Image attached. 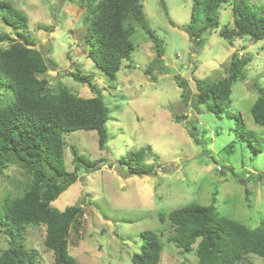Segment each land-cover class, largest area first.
Masks as SVG:
<instances>
[{
    "label": "rangeland",
    "instance_id": "374dc122",
    "mask_svg": "<svg viewBox=\"0 0 264 264\" xmlns=\"http://www.w3.org/2000/svg\"><path fill=\"white\" fill-rule=\"evenodd\" d=\"M4 1L25 14L28 24L19 36L0 18V32L43 53L50 67L45 74L48 85L60 81L74 94L92 97L89 85L71 76L89 74L108 107L106 150L98 149L94 130L63 132L66 170L74 169L69 145L91 159L105 158L100 169L79 168L78 179L51 203L59 210L72 204L82 206L81 226L70 232L68 246L78 264H132L131 255L141 245L140 232L146 229L157 233L162 243L159 264H197L195 246L185 252L169 242L173 228L158 217L189 203L207 205L214 198L221 215L250 228L260 225L264 217V125L253 121L250 107L260 88L264 90V38L254 41L245 36L229 43L220 35L219 28H233L230 3L219 7L220 27L203 33L205 43L200 48L184 29L190 23L192 0H141L162 51L158 54L141 26H134L133 50L111 80L88 54L85 37L91 14L87 7L93 10L88 0ZM250 2L257 5L263 0ZM7 45L0 43V48ZM231 54L249 55L251 61L244 78L232 83L225 108L216 116L196 101V81L203 87L222 81ZM181 80L185 82L183 97L177 85ZM10 99L11 93L0 86V107ZM177 116L185 118L176 122ZM237 121L259 137L260 152L235 135ZM190 129L199 143L189 136ZM131 136L137 141L135 148L151 146L153 155L144 162L155 167L153 174L128 175L116 163ZM205 146L208 154L202 151ZM258 174L262 179L258 180ZM30 178L24 168L9 164L0 174V200L22 195ZM44 234L43 224L27 226L26 247L37 250L38 264H53V253L43 244ZM9 241L10 236L0 231V251ZM235 264H264V259L250 253Z\"/></svg>",
    "mask_w": 264,
    "mask_h": 264
},
{
    "label": "trees",
    "instance_id": "16d2710c",
    "mask_svg": "<svg viewBox=\"0 0 264 264\" xmlns=\"http://www.w3.org/2000/svg\"><path fill=\"white\" fill-rule=\"evenodd\" d=\"M229 3L233 28H219V7ZM88 4L93 7V10L87 7L91 14L85 37L88 54L109 79H116L122 61L130 57L134 26H141L158 54L161 53L162 46L145 19L141 0H88ZM0 18L19 36L24 34L27 16L4 0H0ZM217 28L229 43L245 36L254 41L264 38V0L257 5L250 0H192L190 23L184 28L190 40L201 48L205 43L203 33ZM3 42L8 45L0 48V86L11 93V99L0 107V174L9 164H16L30 173L31 178L22 195L0 200V231L10 236L9 246L0 251V264H38L37 250L26 247V229L29 225L40 224L45 226L43 244L52 251L53 264H78L68 246L70 232H77L81 226L82 206L72 204L59 210L51 203L78 179L79 168L100 169L105 158L91 159L69 145L74 169L66 170L62 155L63 132L94 130L98 149L106 150L110 138L106 127L108 107L91 75L71 74L75 81L89 85L95 94L92 97L74 94L60 81L50 87L45 77L50 67L39 49L12 34L0 32V43ZM250 61L249 55L231 54L227 76L222 81L205 87L196 81V101L220 116L231 94L232 83L244 78L245 66ZM146 71L149 73L150 69ZM174 77L178 78L176 74ZM177 85L182 88L183 97L185 82L181 80ZM250 113L255 123L264 125L262 88ZM183 118L185 116H177L175 121L181 122ZM186 124L192 125L191 122ZM191 129L188 134L195 138ZM233 131L237 137L247 140L254 151L262 150L259 137L242 122L237 121ZM195 141L199 143L196 138ZM126 142L130 145L117 157L116 163L128 175L153 174L155 167L144 162L148 155H153L151 146L135 148L137 141L133 136ZM202 151L210 152L207 146ZM257 177L259 180L263 176L258 174ZM247 192L245 187V195ZM158 217L161 223L167 220L173 228L167 237L169 242L185 252L195 246L197 264H235L250 253L264 259V217L260 225L250 228L221 215L214 198L210 204L189 203L166 215L160 213ZM140 236L141 245L131 255L132 264H159L162 251L159 235L146 229Z\"/></svg>",
    "mask_w": 264,
    "mask_h": 264
}]
</instances>
